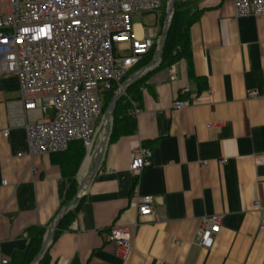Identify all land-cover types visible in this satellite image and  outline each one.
<instances>
[{
	"label": "crops",
	"instance_id": "crops-1",
	"mask_svg": "<svg viewBox=\"0 0 264 264\" xmlns=\"http://www.w3.org/2000/svg\"><path fill=\"white\" fill-rule=\"evenodd\" d=\"M185 1L199 11L188 29L190 58L167 68L159 59L138 77L133 133L110 134L99 152L96 138L74 173L65 163L71 151L30 158L25 131L12 122L37 113L23 114L18 80L0 76V260L15 264L35 228L45 231L43 245L57 218L75 209L44 264H264L262 215L253 211L256 201L264 209V16L235 18L233 0ZM132 24L139 39L159 37ZM177 101L186 106L176 109ZM140 146L151 149V164L133 174ZM136 196L153 198L155 218L138 216ZM211 215L221 216L220 230L205 251L196 230ZM114 227H131L126 257L108 240Z\"/></svg>",
	"mask_w": 264,
	"mask_h": 264
},
{
	"label": "built area",
	"instance_id": "built-area-1",
	"mask_svg": "<svg viewBox=\"0 0 264 264\" xmlns=\"http://www.w3.org/2000/svg\"><path fill=\"white\" fill-rule=\"evenodd\" d=\"M164 2L0 0V76L18 80L22 113H37L30 122H12L24 129L31 159L65 153L72 143H80L87 153L93 151L104 98L111 92L124 95L122 84L139 71L133 72L162 40L152 31L139 39L132 17L153 16ZM233 7L235 18L264 16V0H233ZM129 103L133 117L139 110L134 101ZM174 106L182 109L186 103L177 101ZM2 135L7 138L9 129ZM151 159V149L138 147L129 171L139 174ZM0 185L6 186V181ZM133 202L138 216L156 217L152 197L136 196ZM253 211L261 213L259 228L264 231V209L257 201ZM220 221L217 215L200 219L198 247L212 248ZM108 240L126 257L132 249L131 227L112 228Z\"/></svg>",
	"mask_w": 264,
	"mask_h": 264
},
{
	"label": "trees",
	"instance_id": "trees-1",
	"mask_svg": "<svg viewBox=\"0 0 264 264\" xmlns=\"http://www.w3.org/2000/svg\"><path fill=\"white\" fill-rule=\"evenodd\" d=\"M196 5L190 1L175 0L173 7V14L169 24L167 37L164 48L161 53L159 68H167L180 59L190 58V49L188 45V29L192 23H194L199 15V11L195 7ZM152 59L148 56L141 62L139 67L147 66ZM144 77L135 79L125 90V94L120 97L116 103L112 116V130L113 136H123L133 133L134 131V119L128 114L130 107V101H138L141 95V81ZM113 93H109L104 98V102L107 98H111ZM103 102V103H104ZM71 151V155L65 162L68 169H71L73 165L75 168L72 173L77 170L84 155L85 150L80 143L70 144L66 153ZM74 211H69L61 218L57 233L68 230L70 224L73 222L75 214ZM45 231L43 229L35 228L29 234V243L27 251L19 254L15 257V264H28L39 252L43 242V236ZM38 264H44V260H40Z\"/></svg>",
	"mask_w": 264,
	"mask_h": 264
},
{
	"label": "water",
	"instance_id": "water-1",
	"mask_svg": "<svg viewBox=\"0 0 264 264\" xmlns=\"http://www.w3.org/2000/svg\"><path fill=\"white\" fill-rule=\"evenodd\" d=\"M173 7H174V0H169L168 9H167V13H166L164 24H163L162 40H161V43H160V45H159V47H158V49L156 51V54H155L154 58L152 59V61L147 66L141 68L129 80L124 82L122 84L123 89H126L135 79H137L142 74H144L146 71L151 69L154 66V64L160 59L162 50H163L164 45H165L169 24H170V21H171V18H172V14H173ZM120 97H121L120 93L114 94V96L112 98V101H111L110 105L107 108V112L105 114V122H104L106 133H105L104 137L100 140L99 147H98V150H97L98 152L101 151L105 147L106 142H107V140H108V138H109V136L111 134V127L112 126H111V122H110L111 121L110 120V115L112 114L113 109H114L116 103L118 102V100L120 99ZM98 161H99V155H97V158H96V166L98 164ZM76 199H77V197H75L74 201L68 206L67 209H69V208L74 206ZM59 220H60V217H58L57 220L55 221V224L52 227L49 235L44 240V243H43V245L41 247V250H40L39 254L35 257V259L33 260V262L31 264H38L39 263L42 255L44 254L46 248L48 247V245L50 243L51 238L53 237V235H54V233H55V231L57 229Z\"/></svg>",
	"mask_w": 264,
	"mask_h": 264
},
{
	"label": "rangeland",
	"instance_id": "rangeland-1",
	"mask_svg": "<svg viewBox=\"0 0 264 264\" xmlns=\"http://www.w3.org/2000/svg\"><path fill=\"white\" fill-rule=\"evenodd\" d=\"M168 0H165V2L162 5V8L160 11L156 12L153 16L150 14H139V15H134L132 17V23L134 22H139L142 25L144 24L145 27H150L154 30L155 34L158 33V36H162L163 34V24H164V20H165V16H166V11L168 8ZM154 18V20L152 18ZM159 45L155 46V48H153L149 54L150 59H153L156 51L158 49ZM112 98H107L106 101L103 103L102 108H101V113L100 116L98 118V120L95 123V128H98V132H97V139L100 141L102 137H104L106 130H105V114L107 112V108L110 105ZM110 122H111V126H112V116L110 115Z\"/></svg>",
	"mask_w": 264,
	"mask_h": 264
},
{
	"label": "bare ground",
	"instance_id": "bare-ground-1",
	"mask_svg": "<svg viewBox=\"0 0 264 264\" xmlns=\"http://www.w3.org/2000/svg\"><path fill=\"white\" fill-rule=\"evenodd\" d=\"M102 138H103V137H102ZM102 138H101V139H102ZM97 152H98V151H97ZM94 153H95V152H94ZM95 162H96V161H95ZM82 170H83V169H82ZM89 173H90V172H89ZM86 174H87V173H86ZM85 176H86V175H85Z\"/></svg>",
	"mask_w": 264,
	"mask_h": 264
}]
</instances>
